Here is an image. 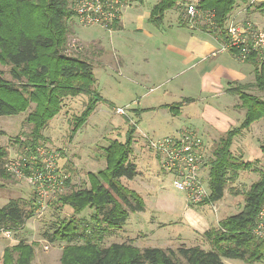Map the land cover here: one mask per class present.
<instances>
[{
	"label": "trees",
	"instance_id": "16d2710c",
	"mask_svg": "<svg viewBox=\"0 0 264 264\" xmlns=\"http://www.w3.org/2000/svg\"><path fill=\"white\" fill-rule=\"evenodd\" d=\"M181 1L160 0L151 9L148 23L160 28L165 14L177 9ZM196 6L202 14H214L213 21L217 29L208 26L203 27V31L217 34L216 31L220 30L223 37L236 0H200ZM257 8L264 16V1ZM71 18H74V13L70 8V0H0V63L11 68L13 78L12 83L7 82L0 73V117L16 116L26 112L32 103L37 105L35 112L27 118L28 124L32 126L28 140L17 141L25 152L24 157L38 154L40 141L43 140L42 132L59 115L65 98L79 95L89 97L88 106L74 120L72 138L85 126L97 105L105 102L95 89L96 78L92 66L87 61L63 54L67 48L68 21ZM120 28L119 23L112 26L113 30ZM5 29L9 31L7 35L4 34ZM231 53L236 54L235 51ZM246 62L254 68V83L233 86L227 91L238 97V107L245 110V117L238 127L219 139L211 151L210 160L204 156L208 182L206 173L204 181L210 195L198 207L222 201L229 185L238 180L240 172L254 170L252 162L236 158L231 151L235 138L254 123L264 122V98L248 93L255 89L264 95V58L253 54ZM181 107L182 104L166 106L174 116L180 115ZM138 125L129 124L124 141H112L105 148L106 168L97 174L88 173L90 187L57 196L56 204L69 206L74 213L72 218L55 225L52 234H45L50 242L65 244L61 264H226L225 260H239L247 264L264 262V241L256 239L253 234L258 215L264 208V172L261 171L259 180L244 192L230 187L233 195L244 196V207L238 214L226 217L217 227L204 233L203 239L209 249L200 246L141 249L128 243H115L108 247L102 245L104 235L121 230L131 213L143 212L145 208L142 197L120 182L121 179L133 180L138 176L137 167L131 162ZM205 148L204 144V155ZM260 150L264 153V144ZM8 156V151L0 146L1 179L11 174L5 167L7 163L4 160L7 161ZM27 168L23 172L28 177ZM32 204L37 207L35 199ZM25 209L26 203L19 199H13L0 207V235L5 231L15 233L24 227L31 217ZM87 210L93 211L90 220L77 218V215ZM34 256V248L21 242L15 247L6 248L3 264H31Z\"/></svg>",
	"mask_w": 264,
	"mask_h": 264
},
{
	"label": "rangeland",
	"instance_id": "374dc122",
	"mask_svg": "<svg viewBox=\"0 0 264 264\" xmlns=\"http://www.w3.org/2000/svg\"><path fill=\"white\" fill-rule=\"evenodd\" d=\"M152 1L153 0H150L149 4L146 6H150ZM199 1L200 0H192L191 5H197ZM251 1L252 0H236V6L231 14L233 17L235 13L237 14V22L239 23L243 24L248 22L257 29L264 30V16L257 8L260 3L257 2L249 8L248 5ZM139 2H141V0L123 2L121 16L123 15L124 7L128 5V3L131 4L130 6L135 7L140 5ZM135 9H137V7L132 8V10ZM127 10V14L133 13L130 9ZM186 20L190 25L198 23L202 30L203 27H208L205 16H203V19L196 18L191 22L187 13ZM118 23L121 24V20ZM146 25H149L148 22ZM68 26V43L66 46L67 48L63 50V54L87 61L92 66L93 74L96 78L95 89L98 90L105 102L97 105L95 112L89 118L85 126L74 138H72L74 120L84 112L86 105L88 106L89 97L79 95L75 98H65L59 115L51 120L46 129L42 132L43 140L40 141L41 146L39 148L41 154H33L28 157L23 156L25 152L21 149L22 147L17 141L28 140L32 131V126L28 124L27 118L31 113L35 112L37 105L32 103L26 112L16 116L0 117V146L6 149L9 155L7 161L6 159L4 160L6 163L10 160L21 159L20 163L23 164V160L26 159L27 162L33 166L41 163V161L48 160L51 156L61 154L58 160V172L65 180V184L64 190L61 192L62 194L58 193V196L63 194L68 195L73 191L90 187L88 173L97 174L99 171L106 168L104 158L105 148L108 147L112 141H124L129 124L137 123L138 121L137 115L134 114L136 111L134 110V101L139 99L140 102H142V106L145 107L158 106L161 102L173 103L168 96L162 95L164 87L162 89H156L158 86L156 84L158 83H152L155 87H148L144 84L138 85L135 81L134 83L129 81V84H127L123 76H120L119 69L122 62L115 51H124L122 49V45L125 43L124 39L129 40L132 38V35H125L124 33L123 39L121 37V32L117 29H104L100 26L86 27L77 23L75 18H71L68 21ZM8 32V29L4 30V34L7 35ZM203 32L209 34V32ZM135 35L136 39L139 38L138 36H143L142 34ZM72 41H74L76 49L70 47ZM141 51H153V48L150 45ZM0 73L7 82L12 83L13 78L10 67L0 63ZM23 81L26 82L27 80L23 79ZM23 81L21 83H23ZM151 88H153V91H150ZM248 93L264 98L263 93L255 89H251ZM145 94L149 96L144 98ZM161 98L163 101H160ZM119 109H124L126 115H120L118 113ZM150 114L151 115L145 116L144 125L149 124V119L151 118L153 121L157 122L155 123L156 126H159V124L163 126L168 125L167 123L171 122V114H169L168 111L161 110ZM236 115L241 124L244 115L241 111H236ZM146 118L149 119L146 120ZM172 119L174 122L173 116ZM193 123L195 124L194 121ZM144 125L140 126V130H136L134 135L135 146L131 162L138 164V167L136 166L138 171L147 173L148 175H143L144 177L138 175L139 177L135 178L133 181L121 179L120 182L124 187L138 193L142 197L147 210L144 208L143 212L131 213L127 221V223H129L125 228L123 227L121 230H114L104 235L102 241L104 247H108L115 243H128L143 249L147 246L166 247L173 242L172 246L176 248L185 242L184 240V242L179 245L178 240L180 236H178V234L180 232L175 228H169L167 230L169 234L166 235L159 233V231L153 234L148 233L151 222L155 217L163 220H173L174 218L173 214L166 212L153 214L151 210L163 209L168 211V208H170L168 201H179L180 199H184L185 194L175 189L173 184L174 178L161 168L158 163L159 159L147 146L148 138L157 139L175 133H172L170 129H158L156 131L157 137L152 136L144 130ZM194 126H196V124ZM228 126L230 127V125ZM182 127L184 129L190 128L196 130L195 127L193 128L187 123H184ZM223 135L224 133L220 136H214V140L208 143L209 145H207L204 150L206 159H211V151ZM263 144V121L254 123L247 131H244L239 137L235 138L231 148L233 155L244 161L252 162L254 164V170L240 172L238 180L234 184L229 185L224 199L216 204L217 212L212 210V204L206 205L204 210H211L212 213L218 214L219 217L234 216L242 210L244 207V196L241 194L236 196L233 195V192L230 191V187H234L235 191L244 192L249 189L253 183L259 180L260 171L264 172V153L260 150V146ZM33 158H35V162ZM207 172L208 171L205 169L204 173L207 175L206 182H208ZM33 187L29 178L22 177L21 175L10 174L9 177L0 178V207L8 204V202L13 199L23 200L26 203V213L31 215L20 231L15 233L9 231L11 232L9 237L3 234L0 235V264H3L6 248L15 247L21 242L31 245L34 248L35 256L31 264H61L62 252L65 244L60 242L52 243L49 239L45 238V234H52L55 225L64 219L68 220L72 218L74 216L73 209L69 206H62L59 203L56 204L57 195L55 197L48 195L44 201L45 205L43 206V210L39 203L41 199L38 197ZM34 199L36 200V208L32 204V200ZM200 208L203 210L201 206L197 209ZM34 209L36 210L34 211ZM32 211H34V214H31ZM92 213V210H87L81 215H77V218L90 220ZM135 221H139V223L136 224ZM187 242H190L188 243L189 246H200L209 249V245H207L206 242L203 244V239L201 240V238H197V236H190ZM225 262L226 264H247L239 260H225ZM255 264H264V262Z\"/></svg>",
	"mask_w": 264,
	"mask_h": 264
},
{
	"label": "crops",
	"instance_id": "0c3cea01",
	"mask_svg": "<svg viewBox=\"0 0 264 264\" xmlns=\"http://www.w3.org/2000/svg\"><path fill=\"white\" fill-rule=\"evenodd\" d=\"M159 1L153 0L150 6H146L150 0H141L139 2L140 7L135 6L137 7L135 10H132L135 7L130 6L129 3L124 7L119 32H121L123 39L124 33L125 35H132V38L129 40L124 39L125 43L122 45L124 51H115L122 62L119 69L120 76H123L127 84H129V81L133 83L135 81L138 85L144 84L148 87H155L152 83H158L156 89L164 87L162 95L168 96L173 101L171 104L161 102L158 106L148 107L142 106L139 99L134 101V110H136L134 114L138 117L137 123L140 121L137 131L140 130V126L144 125L145 116L161 110L168 111L171 114V122L167 123L168 125L159 124V126H156L155 123L157 122L150 117L151 119L146 118L150 122L144 125V130L152 136L157 135L156 131L158 129H170L172 133H176L184 129L182 125L187 123L196 128L194 131L200 134L207 147L208 143L214 140V136H220L222 133L225 135L228 131L240 125L236 111H241L245 117V110L238 107L240 104L238 97L227 91L233 86L254 83V68L247 62L237 60L231 52L222 50L224 37L221 34H205L198 23H195V25L187 23V8L192 6V0H182L177 9L168 11L160 28H156L149 23L147 26L151 9ZM126 2H129V0H126ZM127 9L133 11V13H128L129 16ZM230 17L237 19V14L235 13L234 17L231 14ZM135 34H142L143 36H138L139 38L136 39ZM150 45L153 51H141ZM150 91H153V88ZM146 96L149 95L145 94L144 98ZM188 100L190 102H187ZM160 101H163V99L161 98ZM172 104H182L179 116H174L166 108V106ZM192 120L197 127L194 126ZM134 146L135 144L133 145V151ZM137 172L142 177L148 175L138 171V168ZM168 203L170 206L168 211L152 209L151 212L153 214L162 212L173 214V220H163L155 217L151 222L148 233L153 234L159 231V233L166 235L169 234L167 231L169 228H175L180 232L178 234L180 236L179 245L185 240L178 247L183 245L194 247L188 245L190 242H187V240L190 236H197L202 240L206 231L217 227L220 221L226 218L219 217L211 210H204L205 206H201L203 210L201 208L197 209L198 207H189L186 196L179 201L172 200ZM145 209L147 210V207ZM135 223L137 224L139 221H135ZM170 244L166 247L147 246L143 249L161 248L166 250L178 248L172 246L173 242Z\"/></svg>",
	"mask_w": 264,
	"mask_h": 264
},
{
	"label": "built area",
	"instance_id": "2783aa9c",
	"mask_svg": "<svg viewBox=\"0 0 264 264\" xmlns=\"http://www.w3.org/2000/svg\"><path fill=\"white\" fill-rule=\"evenodd\" d=\"M263 1L252 0L248 7ZM122 7L123 0H71L70 3L77 23L86 27L100 26L104 29H112V26L121 20ZM187 13L191 22L196 18L203 19L205 16L208 26L217 29L213 21V13L202 14L194 5L189 6ZM225 31L223 51H235V56L240 62H246L253 54L264 58V30L257 29L248 22L239 23L234 17L228 21ZM216 32L221 34L220 30ZM70 47L76 49L74 41ZM118 113L126 115L124 109H119ZM147 146L159 159L161 168L172 175L175 189L185 194L189 207H198L209 198L210 192L204 181V142L196 131L185 128L163 138H148ZM38 151L40 155V150ZM56 155L33 166L26 159L23 160V164L19 159L10 160L6 165L12 175L29 178L41 199L39 203L43 210L48 195L55 197L64 190L65 180L58 172V160L61 154ZM33 161L35 162V158ZM26 167L29 170L28 177L23 172ZM212 210L217 212L215 204H212ZM2 234L9 237L11 232L5 231ZM253 234L256 239L264 241V208L258 215Z\"/></svg>",
	"mask_w": 264,
	"mask_h": 264
}]
</instances>
